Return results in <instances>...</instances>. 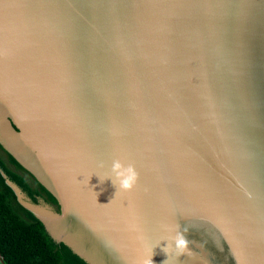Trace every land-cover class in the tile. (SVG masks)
<instances>
[{
  "label": "water",
  "instance_id": "1",
  "mask_svg": "<svg viewBox=\"0 0 264 264\" xmlns=\"http://www.w3.org/2000/svg\"><path fill=\"white\" fill-rule=\"evenodd\" d=\"M0 144L88 264H264V0H0Z\"/></svg>",
  "mask_w": 264,
  "mask_h": 264
},
{
  "label": "trees",
  "instance_id": "2",
  "mask_svg": "<svg viewBox=\"0 0 264 264\" xmlns=\"http://www.w3.org/2000/svg\"><path fill=\"white\" fill-rule=\"evenodd\" d=\"M8 181L33 204L61 213L58 200L0 144V264H88L23 207Z\"/></svg>",
  "mask_w": 264,
  "mask_h": 264
},
{
  "label": "clouds",
  "instance_id": "3",
  "mask_svg": "<svg viewBox=\"0 0 264 264\" xmlns=\"http://www.w3.org/2000/svg\"><path fill=\"white\" fill-rule=\"evenodd\" d=\"M101 167H103V165H101ZM108 178H111L113 184L117 187V193L121 190L131 191L138 184L139 173L137 172L133 164L125 163L121 159L116 158L112 162L111 175L105 179ZM104 180H101V182H103ZM188 230L189 229L187 226H184L182 229L181 226L177 223L175 228V235L170 237L169 239H165L167 241V247H165L163 251L168 254V250L174 247L176 252L180 256L190 254L191 241L186 235ZM145 264H153L152 258L145 261ZM164 264H167V260L164 262Z\"/></svg>",
  "mask_w": 264,
  "mask_h": 264
},
{
  "label": "flooded vegetation",
  "instance_id": "4",
  "mask_svg": "<svg viewBox=\"0 0 264 264\" xmlns=\"http://www.w3.org/2000/svg\"><path fill=\"white\" fill-rule=\"evenodd\" d=\"M211 247L214 249L215 246L213 245V246H211ZM219 248H220V247H219Z\"/></svg>",
  "mask_w": 264,
  "mask_h": 264
}]
</instances>
